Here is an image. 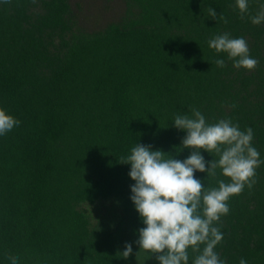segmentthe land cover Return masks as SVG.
Returning <instances> with one entry per match:
<instances>
[{
	"label": "trees",
	"instance_id": "16d2710c",
	"mask_svg": "<svg viewBox=\"0 0 264 264\" xmlns=\"http://www.w3.org/2000/svg\"><path fill=\"white\" fill-rule=\"evenodd\" d=\"M123 1L117 20L88 30L70 0H0V108L21 121L0 136V264H159L136 256L145 225L120 162L137 143L186 159L174 117L192 108L209 124L251 127L264 160V22L249 19L264 0H248L244 19L236 0ZM223 33L247 41L254 70L209 47ZM194 175L205 187L230 182L220 169ZM255 179L215 225L226 264H264V164ZM126 243L132 254L117 257Z\"/></svg>",
	"mask_w": 264,
	"mask_h": 264
},
{
	"label": "clouds",
	"instance_id": "9594fccd",
	"mask_svg": "<svg viewBox=\"0 0 264 264\" xmlns=\"http://www.w3.org/2000/svg\"><path fill=\"white\" fill-rule=\"evenodd\" d=\"M9 3L10 0H3ZM240 18L248 13V0H236ZM208 16L227 23L221 13L207 8ZM253 25L264 22V5L260 11L250 16ZM217 53H226L237 69L254 70L258 60L249 54L247 41L230 38L228 33L214 36L208 42ZM223 68V59L215 60ZM235 107V105H233ZM21 121L0 108V136L18 127ZM174 126L186 132L181 144L183 149H191L184 159L166 156L162 150H152L151 145L137 143L128 156L122 157L123 164H130L129 176L135 183L131 186V197L135 210L145 225L140 228L139 246L136 256L143 252L147 259L155 255L159 264H189V249L194 253L192 264H226L215 251L223 240V233L215 225L222 216L229 213L228 201L240 195L244 188L251 189L256 183V169L264 164L259 151L252 146L254 132L251 127L241 131L230 118L215 123L206 122L205 116L195 108L191 116L176 115ZM201 150L215 154L213 160L206 161ZM179 151V152H180ZM206 164L208 167H206ZM217 169L230 182L218 179V187H205L195 172H206L207 179L216 177ZM203 245V247H201ZM133 252L132 244L126 243L117 257L127 259ZM10 264H19L16 256L6 257ZM240 264H247L244 259Z\"/></svg>",
	"mask_w": 264,
	"mask_h": 264
},
{
	"label": "rangeland",
	"instance_id": "374dc122",
	"mask_svg": "<svg viewBox=\"0 0 264 264\" xmlns=\"http://www.w3.org/2000/svg\"><path fill=\"white\" fill-rule=\"evenodd\" d=\"M70 1L72 7L78 14L81 25H83L88 30L99 29L107 22L117 20L124 10L123 0ZM105 205H108V202ZM104 207H102V205L99 207V214L104 212Z\"/></svg>",
	"mask_w": 264,
	"mask_h": 264
}]
</instances>
